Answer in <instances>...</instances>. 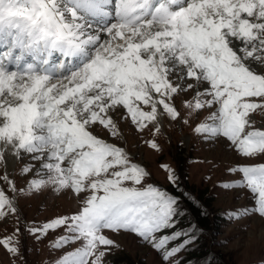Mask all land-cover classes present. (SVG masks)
<instances>
[{"label": "snow or ice", "instance_id": "snow-or-ice-1", "mask_svg": "<svg viewBox=\"0 0 264 264\" xmlns=\"http://www.w3.org/2000/svg\"><path fill=\"white\" fill-rule=\"evenodd\" d=\"M185 127V139L236 156L215 186L248 203L227 219L264 220V0H0V249L10 264H37L41 243L48 264H113L121 234L161 264H183L201 231L187 220L191 197L169 164L179 195L148 182L125 130L162 151L159 139ZM49 196L75 207L26 214Z\"/></svg>", "mask_w": 264, "mask_h": 264}, {"label": "rangeland", "instance_id": "rangeland-1", "mask_svg": "<svg viewBox=\"0 0 264 264\" xmlns=\"http://www.w3.org/2000/svg\"><path fill=\"white\" fill-rule=\"evenodd\" d=\"M125 131L128 151L151 173L148 182L179 195L167 179L168 172L161 168L162 164H169L180 176L181 190L191 197L184 201L188 210L187 220L197 225L201 231L196 250L180 254L185 258L183 264H188L189 261L191 264H206L207 258H211L210 264H264V220L256 217L251 221L246 219L230 222L225 215L226 211L247 204V193L237 198V193H225L215 186L227 178L226 169L236 160L234 153L228 151L223 144L214 151H208L207 146L195 137L185 139L190 135L187 127L183 130L174 128L168 135L161 137L159 143L162 151H155L147 146L138 147L140 142L135 132L128 129ZM181 141H184L183 145ZM205 158L212 163H208ZM207 176H211V179H206ZM74 207V202L64 196H49L47 200L28 201L25 212L30 218L42 220L47 216L70 211ZM244 223L250 224L247 230L241 227ZM5 227L9 226L0 224V234H4ZM113 239L122 246V250L111 257L113 264H161L160 254L141 243L135 235L121 234L113 236ZM32 247L39 251L34 250L30 260L37 264L41 261L48 264L52 256L45 243ZM0 264H10L8 254L2 249Z\"/></svg>", "mask_w": 264, "mask_h": 264}, {"label": "trees", "instance_id": "trees-1", "mask_svg": "<svg viewBox=\"0 0 264 264\" xmlns=\"http://www.w3.org/2000/svg\"><path fill=\"white\" fill-rule=\"evenodd\" d=\"M198 216L200 215V213L199 214H197Z\"/></svg>", "mask_w": 264, "mask_h": 264}]
</instances>
